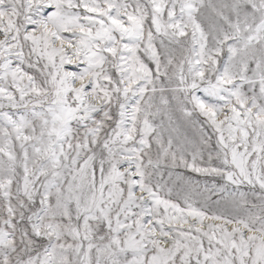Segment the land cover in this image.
<instances>
[{
    "label": "snow or ice",
    "instance_id": "6c2138e0",
    "mask_svg": "<svg viewBox=\"0 0 264 264\" xmlns=\"http://www.w3.org/2000/svg\"><path fill=\"white\" fill-rule=\"evenodd\" d=\"M0 264H264V0H0Z\"/></svg>",
    "mask_w": 264,
    "mask_h": 264
}]
</instances>
